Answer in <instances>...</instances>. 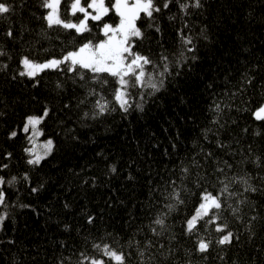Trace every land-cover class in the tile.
I'll list each match as a JSON object with an SVG mask.
<instances>
[{
    "label": "trees",
    "instance_id": "obj_1",
    "mask_svg": "<svg viewBox=\"0 0 264 264\" xmlns=\"http://www.w3.org/2000/svg\"><path fill=\"white\" fill-rule=\"evenodd\" d=\"M5 2L13 11L0 19V177L6 181L0 185L6 197L0 264H89L84 256L107 260L93 247L105 243L123 252L127 264H264V121L253 116L264 103V0H200L199 8L192 7L194 0H171L167 9L157 0L155 19L141 14L137 21L144 35L133 38V48L150 58L145 67L154 76L163 70L161 57H168L163 87L154 93L129 89L128 112L116 106L95 118L96 100H111L118 86L112 77L104 74L107 84L94 82L80 69L45 70L29 79L19 75L20 60L59 58L87 39L103 40V23H118L114 10L100 22L90 20L91 32L77 35L49 29L39 0ZM179 3L189 7L181 11ZM66 18L76 20L70 13ZM181 32L192 44H181ZM45 108L38 128L52 150L30 165L34 154L24 150L31 148L32 131L23 132V125ZM12 131L17 136L9 138ZM239 176L257 191L231 183ZM224 184V206L215 214L217 224L233 232L232 243L218 246L224 233L205 221L185 234L199 193H220ZM174 191L182 204L172 199ZM161 215L163 228L154 223ZM200 238L211 241L205 254L195 251Z\"/></svg>",
    "mask_w": 264,
    "mask_h": 264
},
{
    "label": "snow or ice",
    "instance_id": "obj_2",
    "mask_svg": "<svg viewBox=\"0 0 264 264\" xmlns=\"http://www.w3.org/2000/svg\"><path fill=\"white\" fill-rule=\"evenodd\" d=\"M171 0H163V8L167 9L169 7ZM179 2V0H178ZM62 5H64L62 9ZM110 5V7H109ZM39 6L44 10L41 19L46 23L49 29L54 27H61L65 30H74L77 35H83L86 32H91L89 27V21L100 22L105 16L109 14L111 10L115 11V14L119 17V22L114 26L109 23H103L100 31L104 35L105 39L94 42L91 39H87L85 42L80 44L73 50L66 51L59 58H51L42 62L35 61L28 56L22 57L20 60V65L22 66V71L19 75L22 77H27L29 79H35L41 72L45 70H58L67 72L78 73L80 69L86 70L93 74L92 80L95 82L97 80H102L103 84H107L108 80L103 78L104 74L112 77L116 84L118 85L114 88L112 92V99L107 100L103 97L96 100L95 108L98 109L94 113L95 116L103 115L109 111H115L116 106L123 111L128 112L133 106L131 102L132 93L129 89H134L137 87L149 88L154 93L159 91L164 84V76L169 73V62L167 56L161 57V62L163 64V70L157 71L154 76L152 73L148 72L146 65H151L153 62L150 58L139 54L134 51L133 48V38H143L142 30L137 26V21L140 20L141 14L147 17L149 20H154V13H159L161 7L158 6L157 0H39ZM201 6L200 0H194L192 7L199 8ZM181 11L186 10L189 5L187 3H179ZM91 10V11H90ZM13 11L12 5L5 2V0H0V19L5 18L6 14H10ZM70 13L72 17L76 20L66 18V14ZM77 14H82L78 16ZM149 27H152L150 24ZM159 31V28L156 29ZM8 37L13 36V32L9 29L6 32ZM180 42L182 45L192 44V37L186 36L182 32L179 33ZM187 51H193L192 48H187ZM3 51H0V56L4 55ZM183 57V52L180 53ZM195 57H193L194 59ZM179 64L180 61H177ZM64 66L61 68V66ZM7 67V65H4ZM80 78L83 80L85 77L81 74ZM127 78V79H126ZM60 87V85H57ZM95 90L90 92V95H95ZM151 94V93H149ZM115 102L113 106L112 102ZM137 108L142 110V104H136ZM216 112L220 111V105L217 104L213 109ZM48 115V109L45 108L43 115L41 116H28L26 117V122L23 125L22 131L28 133L31 129L33 136L41 135L38 126L42 123L44 118ZM85 117L88 113L84 114ZM253 116L257 121H264V104L259 105L254 111ZM216 123V121H213ZM17 136L16 131H12L9 138ZM32 137H29L31 142ZM53 142L51 140L46 141L41 145L45 149L43 156L35 154L33 159L27 161L28 164H39L40 161L47 156L52 150ZM222 146V145H219ZM27 154L33 155L35 152L33 148H25L24 150ZM11 155V154H9ZM211 155V153H209ZM7 167V165H3ZM230 168L231 165H228ZM113 172L116 171L115 167L111 169ZM218 171H223V169H217ZM181 171L185 174L189 172L187 167H183ZM27 179V176H25ZM16 180V177H12L11 181L7 183L11 184ZM6 183L3 177H0V185ZM223 183V181H221ZM231 183H241L245 185V192H256L257 189L249 183V178L245 176L234 177ZM175 184V181H173ZM229 189V184H224L223 189L220 193L214 194L208 191L206 188L199 193V204L195 207L194 214L190 218H186L185 221V234L192 235L197 232L198 225L201 221L212 224L215 226L217 232L224 233L217 241L218 246H223L226 244H231L234 238V234L231 231H226V224H217L220 219L215 213L220 211L224 202L221 196L224 192ZM37 189H33L35 192ZM229 195H236V193H229ZM172 199L176 200L177 203L182 204L184 201L180 198V193L174 191ZM5 193L0 190V205H5ZM239 203H245V201H239ZM166 207L169 211L173 210L175 205L167 204ZM239 211L238 208H234L233 212ZM164 215V214H162ZM161 216H157L154 220L156 225L162 228L165 225V220ZM6 218V214L0 215V222ZM255 219V217H253ZM89 223L93 220L91 217L88 219ZM154 234L159 235L156 229H152ZM150 243V242H149ZM211 246V241H206L200 238L196 242L195 251L200 254H205L209 251ZM101 256L106 257L105 259L90 258L84 256V260H88L89 264H127V257L123 252H117L111 247V245L105 243L103 245L95 244L93 245ZM163 247V246H161ZM83 255V254H82ZM143 257L144 253L141 251L139 253ZM206 258V257H205ZM83 264V261L81 262Z\"/></svg>",
    "mask_w": 264,
    "mask_h": 264
},
{
    "label": "rangeland",
    "instance_id": "obj_3",
    "mask_svg": "<svg viewBox=\"0 0 264 264\" xmlns=\"http://www.w3.org/2000/svg\"><path fill=\"white\" fill-rule=\"evenodd\" d=\"M113 2H114V0H113ZM82 3H83V0H82ZM106 4H107V0H106ZM91 11V10H90ZM115 12V11H114ZM118 22H119V17H118ZM114 26V25H113ZM103 39H105V37L103 38ZM45 61V60H44ZM39 62H42V61H39ZM127 79V78H126ZM264 104V103H263ZM40 130V129H39ZM31 136H32V144H31V148H33L34 147V149H35V152H34V155L35 154H39V155H42L43 156V154H44V151H45V149H43L42 147H41V145L43 144V143H45L46 141H48V140H50V139H40V135L39 136H33V134L31 133ZM33 158H34V156H33ZM32 158V159H33Z\"/></svg>",
    "mask_w": 264,
    "mask_h": 264
}]
</instances>
